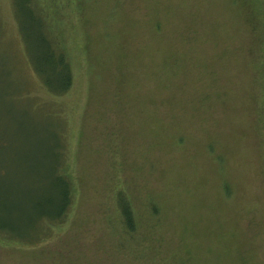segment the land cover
<instances>
[{"label": "rangeland", "instance_id": "obj_1", "mask_svg": "<svg viewBox=\"0 0 264 264\" xmlns=\"http://www.w3.org/2000/svg\"><path fill=\"white\" fill-rule=\"evenodd\" d=\"M56 1L60 96L0 0V264H264V0Z\"/></svg>", "mask_w": 264, "mask_h": 264}, {"label": "trees", "instance_id": "obj_2", "mask_svg": "<svg viewBox=\"0 0 264 264\" xmlns=\"http://www.w3.org/2000/svg\"><path fill=\"white\" fill-rule=\"evenodd\" d=\"M10 2L16 26L20 35V42H22L23 45V51L26 53V57L34 69V72L44 87H46L52 94L57 96L65 94L70 89L72 84L69 62L62 48L59 45L56 46L53 43V41L49 38L50 35L47 34V30L45 29L49 27L48 18L45 16V14L49 12L47 9L48 2L56 4L57 1L49 0L46 2L44 0H10ZM45 23L48 25V27L45 26ZM55 54L58 55V64H60V66L67 72L66 77L63 79V87L61 90H56L46 79L45 72H41L38 67L39 62L43 61L44 59L46 61H51L54 59L53 55ZM67 179V177L66 179L63 177V185L56 183L57 188L60 190L61 198H63L65 202L67 199V190L65 185V182L67 184ZM68 204L69 202L66 203V205L58 204V206H56V208L52 211V214L58 213L56 216L57 218L54 220V222L48 221L49 225L46 226L47 228L64 223L68 213L71 210V208H67ZM116 204L126 232H134L137 226L136 216L132 203L130 200H128L124 191L119 190L116 193ZM3 228H5V226L0 224V234L4 233L2 232Z\"/></svg>", "mask_w": 264, "mask_h": 264}]
</instances>
